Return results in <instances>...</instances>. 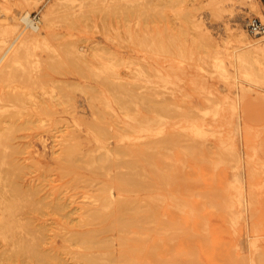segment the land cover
<instances>
[{
  "label": "rangeland",
  "instance_id": "374dc122",
  "mask_svg": "<svg viewBox=\"0 0 264 264\" xmlns=\"http://www.w3.org/2000/svg\"><path fill=\"white\" fill-rule=\"evenodd\" d=\"M249 5L0 0V264H259Z\"/></svg>",
  "mask_w": 264,
  "mask_h": 264
},
{
  "label": "bare ground",
  "instance_id": "6f19581e",
  "mask_svg": "<svg viewBox=\"0 0 264 264\" xmlns=\"http://www.w3.org/2000/svg\"><path fill=\"white\" fill-rule=\"evenodd\" d=\"M24 1H26V2H30V0H24ZM100 1V0H99ZM208 2H209V4H210V6H211V10L213 11V12H216V11H220V10H222L223 9V7L226 5V4H228L229 2H230V0H207ZM239 2H240V4H243V5H247V6H250L251 7V5H249L250 3H251V0H239ZM54 3V2H53ZM56 3V2H55ZM59 3V2H58ZM86 3V2H85ZM89 3H91V2H89ZM62 4V3H61ZM99 4V3H98ZM104 4H106V3H104ZM103 4V5H104ZM111 5V7H112V3L110 4ZM105 6V5H104ZM99 7V6H98ZM101 7V6H100ZM110 7V8H111ZM56 8V7H55ZM54 8V9H55ZM53 5L51 6V7H49V8H47V10H46V12H45V14H44V16L47 18V16L49 17V14L51 13V12H53ZM84 10V9H83ZM100 10H101V8H100ZM103 10H104V7H103ZM259 10V9H258ZM109 11H110V9H109ZM108 11V12H109ZM81 12H82V10H81ZM85 12V11H84ZM84 12H83V14H84ZM103 12V11H102ZM105 12H106V10H105ZM264 12V11H263ZM69 13V12H68ZM80 13V12H79ZM104 13V12H103ZM97 14V13H96ZM95 14V15H96ZM105 14H108V13H104V16H106ZM79 15L80 14H78L77 16L79 17ZM88 15V14H87ZM93 15V14H92ZM102 15V14H101ZM77 16L75 17V18H77ZM83 16V15H82ZM89 16V15H88ZM94 16V15H93ZM20 19H22V20H24V22L27 24V25H29V26H31V28L33 29V30H38V24L30 17V15H29V13L28 12H25V13H23L21 16H20ZM71 19V18H70ZM77 19H79V18H77ZM99 20L101 21H103L104 19H102V18H99ZM81 21V20H80ZM79 21V22H80ZM84 21V20H83ZM88 23V22H87ZM228 28V27H227ZM79 29V28H78ZM246 29V28H245ZM245 29H242L241 27L240 28H238L237 30H235V31H231L230 32V34H229V37H230V39H232V40H234V41H237V42H241L242 43V45H244L243 46V48L244 47H246L247 45H245V43H243L244 41H245ZM247 30V29H246ZM36 33L37 34H39V31H36ZM96 33V32H95ZM258 38V37H257ZM31 38H29L28 40H30ZM259 39H261V38H259ZM32 40V39H31ZM30 40V41H31ZM261 41H262V39H261ZM263 43H264V41H262ZM73 44V43H72ZM74 44H76V43H74ZM73 44V45H74ZM79 46V45H78ZM90 47V46H89ZM79 48V47H78ZM81 48V47H80ZM87 48V47H86ZM83 49V48H82ZM91 49V48H90ZM74 51H76V48H74ZM78 51V50H77ZM76 51V52H77ZM83 54V53H82ZM241 54L244 56V55H247V54H252V55H254V56H256L257 58H261L262 60H263V63H264V44H262L261 46H255L254 48H245V49H243V51L241 52ZM79 56V55H78ZM80 57H81V55H80ZM83 59V58H82ZM242 61V60H241ZM264 70H263V72H262V77L264 78ZM258 258H259V264H264V252L263 251H260L259 252V254H258Z\"/></svg>",
  "mask_w": 264,
  "mask_h": 264
},
{
  "label": "built area",
  "instance_id": "2783aa9c",
  "mask_svg": "<svg viewBox=\"0 0 264 264\" xmlns=\"http://www.w3.org/2000/svg\"><path fill=\"white\" fill-rule=\"evenodd\" d=\"M264 8V0H260ZM245 28L247 31L264 41V18L261 19L259 16H250L247 18L245 23Z\"/></svg>",
  "mask_w": 264,
  "mask_h": 264
}]
</instances>
